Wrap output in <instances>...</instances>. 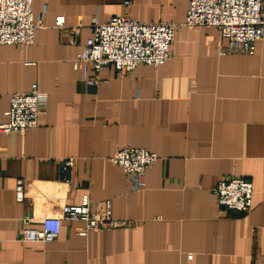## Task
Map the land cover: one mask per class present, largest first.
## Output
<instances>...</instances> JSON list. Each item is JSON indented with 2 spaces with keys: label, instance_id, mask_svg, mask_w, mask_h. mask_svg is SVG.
<instances>
[{
  "label": "crops",
  "instance_id": "crops-1",
  "mask_svg": "<svg viewBox=\"0 0 264 264\" xmlns=\"http://www.w3.org/2000/svg\"><path fill=\"white\" fill-rule=\"evenodd\" d=\"M125 1L32 0L44 22L35 40L0 45V121L13 93L37 83L48 94L37 127L0 135V264H264V38L253 55L222 53L217 28L182 26L166 63L108 66L89 84L74 59L94 16L182 24L190 2ZM127 145L159 156L139 190L109 160ZM63 158L75 159L70 172ZM231 177L253 183L250 211L219 204L215 188ZM85 197L98 218L109 203L119 225L81 235L86 222L63 208ZM47 216L61 217L59 237L23 241L24 218L40 228Z\"/></svg>",
  "mask_w": 264,
  "mask_h": 264
},
{
  "label": "built area",
  "instance_id": "built-area-1",
  "mask_svg": "<svg viewBox=\"0 0 264 264\" xmlns=\"http://www.w3.org/2000/svg\"><path fill=\"white\" fill-rule=\"evenodd\" d=\"M129 1L126 0L125 4ZM56 25L76 33L79 26L71 28L64 16L56 18ZM215 27L228 40L222 53L253 55L257 42L264 38V0H190L187 16L182 24L171 22H141L128 15L114 16L101 22L94 16L90 23V36L74 59L75 69L90 71L89 84L101 83L100 72L114 66L120 74L132 72L139 64L160 66L173 56L172 44L180 27ZM44 27L42 14L36 15L32 0H0V45L26 46L35 40L36 33ZM48 94L38 84L25 93H13L6 115L0 121V135L23 134L39 124L40 108L47 103ZM156 152L131 145L118 149L109 160L119 166L131 179L133 190L146 186L144 176L158 160ZM65 172L75 165L74 158L61 159ZM219 204L232 212H248L253 205L254 186L242 177L221 180L215 188ZM19 201L25 198L22 180L17 182ZM109 203L103 218L91 214L89 200L85 197L81 206H65L63 216L70 220H84L85 235L88 230H102L119 225L110 218ZM61 217L47 216L40 220L41 227H30L31 217L24 218L23 241L42 242L56 240L61 233ZM190 257L192 255L190 254Z\"/></svg>",
  "mask_w": 264,
  "mask_h": 264
}]
</instances>
